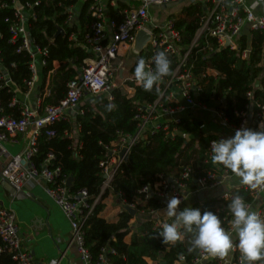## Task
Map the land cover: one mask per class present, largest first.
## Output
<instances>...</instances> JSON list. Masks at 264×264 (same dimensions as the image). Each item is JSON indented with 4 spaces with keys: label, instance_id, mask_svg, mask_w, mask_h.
<instances>
[{
    "label": "built area",
    "instance_id": "2783aa9c",
    "mask_svg": "<svg viewBox=\"0 0 264 264\" xmlns=\"http://www.w3.org/2000/svg\"><path fill=\"white\" fill-rule=\"evenodd\" d=\"M93 0L91 16L93 21L87 26L84 33V40L87 47L95 54L94 58L85 60L79 75L68 84L66 96L58 105L47 107L43 113H37L28 108L23 109L21 117L14 118L4 114V108L0 101V145L3 143H17L18 137L24 135L29 128L33 129L32 135L22 152L11 157L10 161L3 166L1 176L4 181L11 184L16 191H21L24 185L30 180H36L45 186V191L53 200L55 205L63 212L69 221L72 231L71 242L76 245L81 260L84 264H111L107 258L109 248L102 249L98 259H95L90 252L85 239V225L90 215H92L94 204H90L89 195L86 190H81L77 194H71L67 185L68 180L58 181L60 169L50 170L47 161L42 168H38L33 158L38 154V138L43 130H47V135L52 136L54 132L49 127L62 122L70 121L73 114L80 112L82 100L88 97H100L103 94L109 95L112 100L114 89L126 90L128 99L135 96L136 90L131 84L136 83L135 78L125 84L115 82V65L121 66V58L133 50L140 32L149 35L142 54L150 55L147 65L153 68L152 57L159 51H163L169 57H177L178 64L173 71L171 78L167 81H160L163 89L160 97L152 104L140 105L135 115L137 121V133L135 135H121L120 138L109 146H106L108 156L101 161L100 167L104 176L103 192L110 187L114 176L125 162V157L130 155L131 150L141 141L147 140L151 134L160 130L174 136L176 130L169 133L171 125H179L184 118L194 111H207L214 114L215 118L224 127H228L235 133L241 127L252 130H262L260 125L264 122V103L254 99L253 92L247 93L248 104L242 112H235L239 119L238 123H232L226 114L217 108L224 104L225 99L215 102L212 105L204 104L199 97L204 92L203 85L198 77L193 73V66L189 64L193 51L198 47L201 39L216 41V48H212L209 42L206 47L213 53L221 48H229L233 51H241L240 39L247 35L246 28H249L248 46L242 51V59L246 60L250 54V32L260 31L264 36V12L255 14L256 7H264V0ZM125 3V7L119 10L116 18L109 15L108 6L117 7L119 3ZM42 0H0V9L11 10L12 16L5 19L8 24L10 42L18 44V53L29 54L31 63V79L27 82L28 91L36 85L39 66H47L48 50L36 43L32 36V25L38 20V10ZM186 5H198L203 8L200 15V26L194 40L189 46H183L182 33L177 28V16ZM169 6L168 8H162ZM68 17L66 25L74 23L78 10L76 7L67 9ZM79 25V22L78 24ZM0 36L2 33L0 32ZM76 40L75 34L70 37ZM229 43V46L226 45ZM264 46V39H263ZM121 61V62H120ZM1 65V63H0ZM212 76L220 78V74L213 69H207L202 77ZM2 77V79H4ZM10 82V79L6 81ZM18 101H13L11 108ZM79 109V110H78ZM70 138H75L70 135ZM219 139H214L209 143L208 163H211V143ZM125 151L124 155L121 153ZM6 152L0 150V161ZM49 155V160L53 159ZM235 176L230 170L221 165H213L204 176H196L192 168L185 167L176 179L158 176L154 183L145 185L140 191L138 198L132 203H127L123 199V194H118L125 207L131 210L148 214L154 220L155 228H162V224L169 222L168 217L163 214L166 208L167 199L171 196L179 197L185 203L190 195L211 192L231 177ZM196 185V189H191L190 182ZM236 192H244L249 199L245 198L247 204L256 210L264 218V205L260 202L264 189L249 190L242 186L224 192L216 197L217 200L229 203ZM242 196V195H241ZM155 200L161 204L159 209H148L149 201ZM140 206V210L138 207ZM162 215L163 219L159 217ZM217 215L221 218L222 226L230 230L231 215L228 213L227 205L217 210ZM167 219V220H166ZM0 239L2 246L0 253L7 252L12 256L17 264H58V260L48 263H41L34 256L27 252L22 246V238L19 234L16 215L13 210L0 208ZM110 252L114 253L113 249ZM177 263L188 264L184 257H180ZM175 262V263H176ZM241 264L238 250L233 249L223 258H206L200 256L194 259L192 264ZM160 264V263H159Z\"/></svg>",
    "mask_w": 264,
    "mask_h": 264
},
{
    "label": "trees",
    "instance_id": "16d2710c",
    "mask_svg": "<svg viewBox=\"0 0 264 264\" xmlns=\"http://www.w3.org/2000/svg\"><path fill=\"white\" fill-rule=\"evenodd\" d=\"M93 0H86L81 7L78 17L79 25H66L68 17L67 9L77 4V0H42L37 8L38 20L32 25V36L36 43L48 50L47 66L42 69L41 84V111L47 107L55 106L66 96L68 84L80 73L84 62L94 58L84 40L87 26L93 21L91 16ZM125 7V3H119L117 7L108 6L111 18L118 16L119 10ZM11 10L0 9V101L4 108V114L14 118H20L23 109L21 102L10 107L17 99L16 90L22 94L28 92L27 82L31 79V59L29 54L18 53V44L10 42L8 24L5 19L12 16ZM203 8L198 5H186L177 16L176 25L182 33L183 46H189L194 40L200 26V15ZM58 27L65 30V35H58ZM75 34L76 40L70 37ZM263 33L250 32L249 58L242 59V51L248 46L249 38L244 35L240 39L241 51H233L229 48H221L211 53L206 47V42L212 48H216L214 39H201L194 49L189 64L193 66V73L201 81L204 92L199 100L204 104L212 105L225 99V103L217 106L222 110L232 123H238L235 112H242L248 104L247 93L253 92L255 100L264 103V54ZM146 63L149 54H141ZM172 73L178 64L177 57H169ZM136 61V63H137ZM58 67H55V64ZM135 65L132 68L134 74ZM154 68V64H153ZM207 69L216 70L220 78L212 76L202 77ZM2 79V77H4ZM172 76V75H171ZM171 76L162 79L167 81ZM49 77L48 95L44 96L46 82ZM10 79V82L6 81ZM161 83V82H160ZM159 83L160 93L155 91L145 92L140 86L131 84L136 93L132 99H128L123 89H114L109 95L92 97L82 100L80 112L70 121H62L49 127L54 135L48 136L47 130H43L38 138V154L33 158L38 168L44 167L50 170L60 169L58 181L73 178L69 187L71 194H77L86 190L89 195V203L95 204L92 215L85 225L86 244L95 259H98L102 249L109 248L107 258L111 264H149L148 260L160 264H174L180 257H184L188 264L200 256V252H189L190 235L186 234L182 241L175 245H164L158 233L162 228H155L154 220L146 219L132 229L129 225L132 215L128 211L119 214L116 222H110L101 217L105 210L104 201L110 195L123 194L127 203H132L140 197L139 191L147 184L154 183L158 176L174 178L180 176L185 167H190L196 176H204L212 169L208 163L209 143L218 139L216 135L204 134L203 122L198 119L184 118L179 125L172 124L169 133L176 130L174 136L160 130L141 141L131 150L129 161L123 163L114 176L110 187L103 192L104 176L100 167L101 161L107 158L106 146L116 142L120 136L135 135L137 133V121L135 115L140 105L154 103L161 95L162 85ZM257 84V86H256ZM109 103L115 105L112 111H106ZM77 134V139L70 135ZM49 155L53 159L49 160ZM191 189H196L193 181ZM249 199L244 192H236ZM228 203L211 199L204 204H196L193 208L204 211H212L217 215V210ZM162 205L155 200L149 201L148 209H159ZM140 206L138 210H140ZM140 213V211H138ZM131 236L130 243L126 238ZM0 246L2 242L0 239ZM114 250V253L110 252ZM5 258L6 264H17L7 252L0 254V259ZM208 264H214L210 262Z\"/></svg>",
    "mask_w": 264,
    "mask_h": 264
},
{
    "label": "clouds",
    "instance_id": "9594fccd",
    "mask_svg": "<svg viewBox=\"0 0 264 264\" xmlns=\"http://www.w3.org/2000/svg\"><path fill=\"white\" fill-rule=\"evenodd\" d=\"M154 68L148 67L144 58L138 59L134 77L136 83L145 91L159 94L160 81L171 76V61L163 51L152 57ZM115 105L109 103L106 111ZM262 130L241 127L235 135L211 143V162L230 170L242 186L249 190L264 189V122ZM179 197L167 199L163 214L171 222L162 224L158 236L164 245H175L185 235H190L189 252L198 251L206 258H223L233 249L238 250L241 264H264V218L246 203L243 196L236 194L227 204L231 215L230 230L222 226L221 218L212 211L193 207L179 208Z\"/></svg>",
    "mask_w": 264,
    "mask_h": 264
},
{
    "label": "crops",
    "instance_id": "0c3cea01",
    "mask_svg": "<svg viewBox=\"0 0 264 264\" xmlns=\"http://www.w3.org/2000/svg\"><path fill=\"white\" fill-rule=\"evenodd\" d=\"M85 2L86 0H77V4L74 7L79 11ZM105 2H107V0ZM263 12L264 7H256L254 9L255 14H262ZM78 14L72 25L78 24ZM245 33L249 36V28H246ZM55 67H58L57 63L55 64ZM38 68V77L34 88L26 94H22L19 90H16V100L21 102L25 108L36 111L37 113H43V111H41V72L43 67L39 66ZM120 75L125 76L123 71H120ZM48 84L49 77L46 82L44 96H47L49 93ZM90 98H92V96L85 100H89ZM82 103H84V101ZM189 114L191 119H198L203 122L202 131L204 134L216 135L218 139H227L235 135V133L228 127L221 125L211 112L198 110ZM76 115L77 114H73V119ZM32 132L33 129L31 128L24 135H20L17 139V143L8 142L0 145V150L3 149L6 152V155L0 161V208L14 211L19 234L22 238V246L27 252L31 253L36 260L41 263L58 260V264H84L76 245L71 242L72 231L70 223L63 212L48 196L45 191V186L39 181L30 180L24 185L21 191H16L11 184L4 181L1 176L3 166L10 161L11 157L22 152L30 140ZM74 137L77 139V134H75ZM239 187H241L239 179L236 176H233L223 185L211 192L206 191L201 194L190 195L187 201L181 204L179 208L182 210L185 207H193L196 204L202 205L224 192L232 191ZM260 202L264 205V194L262 195ZM104 204L105 210L101 213V217L110 222H116L119 214L126 211L125 206L118 195H110L104 201ZM148 218L151 219V216L148 214L136 213L129 225L134 229L141 221ZM159 218L163 219L162 215ZM169 222H171L170 219ZM130 241L131 236H128L126 242L130 243ZM148 263L159 264L152 260H148ZM0 264H6L5 258L0 259ZM174 264L184 263L176 262Z\"/></svg>",
    "mask_w": 264,
    "mask_h": 264
},
{
    "label": "rangeland",
    "instance_id": "374dc122",
    "mask_svg": "<svg viewBox=\"0 0 264 264\" xmlns=\"http://www.w3.org/2000/svg\"><path fill=\"white\" fill-rule=\"evenodd\" d=\"M139 57L140 56H137L136 53L133 50H131V51H129V53L126 56L121 58V61H122L121 66L115 65V69H116V74H115L116 80H115V82L117 84H119V85L125 84L127 87H129L127 84L131 83V80L135 78L134 74H132V68L136 63L137 58H139ZM120 71H123L125 76H121ZM122 89L124 90V88H122ZM124 91L126 92V90H124ZM29 129H31V128H29Z\"/></svg>",
    "mask_w": 264,
    "mask_h": 264
},
{
    "label": "water",
    "instance_id": "95a60500",
    "mask_svg": "<svg viewBox=\"0 0 264 264\" xmlns=\"http://www.w3.org/2000/svg\"><path fill=\"white\" fill-rule=\"evenodd\" d=\"M168 7L169 6H165V7H162V8H168ZM58 35H65V30L63 28H61V27H58V31H57L56 36H58ZM149 39H150L149 35L146 34V33H144V32H140L138 34L137 41H136L135 47L133 49V51L136 53L137 56H140L142 54V52L144 50V47L146 46V44L149 41ZM226 46L228 47L229 46V43ZM90 52H91V50H90ZM263 54H264V46H263ZM256 86H257V84H256ZM124 153H125V151H123L121 153V156H123ZM129 156L130 155H127L125 157V162L126 163L129 161ZM72 183H73V178H70L68 180V183H67L68 187H71ZM125 210L128 211L130 213V215H132V217L136 214V211L131 210L128 207H125Z\"/></svg>",
    "mask_w": 264,
    "mask_h": 264
}]
</instances>
